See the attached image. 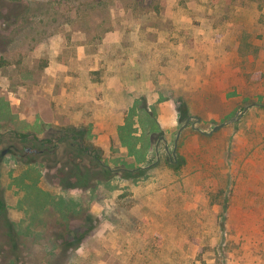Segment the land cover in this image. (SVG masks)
<instances>
[{
    "label": "rangeland",
    "instance_id": "1",
    "mask_svg": "<svg viewBox=\"0 0 264 264\" xmlns=\"http://www.w3.org/2000/svg\"><path fill=\"white\" fill-rule=\"evenodd\" d=\"M0 150V264H264V0H0Z\"/></svg>",
    "mask_w": 264,
    "mask_h": 264
},
{
    "label": "trees",
    "instance_id": "2",
    "mask_svg": "<svg viewBox=\"0 0 264 264\" xmlns=\"http://www.w3.org/2000/svg\"><path fill=\"white\" fill-rule=\"evenodd\" d=\"M15 135L18 136L21 139H26L28 137V134L26 133H18L15 132ZM33 140H35V142L40 146V147H44L45 145H49V146H57V141L52 140L51 138H46V139H38L36 136L32 137ZM59 140H61V138L59 137ZM80 148V146H79ZM82 150H87L88 146H86L84 149L81 147ZM14 156V158H16L17 160V155L16 154H12ZM5 157L4 151L0 150V159H3ZM96 159V158H95ZM107 172H109L108 169H105ZM78 172V174H77ZM75 172L73 175L69 174V175H65L63 178V187L64 188H73V187H86V185H88L89 180L91 179L90 177V172H88L87 170L82 171L81 169H78V171ZM76 179V182H72L73 179ZM72 179V181H71ZM88 187H90V185H88ZM36 191H38V194H45L47 196V192L37 188ZM36 201L39 200L38 197L35 198ZM40 201V200H39ZM42 202H46L45 199L42 200ZM62 202L64 203L63 199L61 197H59V204H62ZM62 210V209H61ZM63 211V210H62ZM65 211V210H64ZM0 226L4 229V234L6 236V243L10 248V251L13 255H15L17 253V247H18V241H17V236H18V230H17V226L15 224V222H13L12 220H9V218L7 217V206L3 200V196H2V190L0 188ZM82 234H80L79 236H76L74 238V240L71 242H69L68 239H64L63 242L61 243V245H59L60 248V252H58L56 255V257L54 258L53 255V261L55 260L58 261V259L65 253V251L67 250L68 247H70V245H76L81 239H82ZM61 238V236H60ZM57 239H59V237H54L52 238L51 242H52V246H57ZM17 250V251H16ZM15 253V254H14ZM17 256V254H16ZM13 262H11L10 264H12Z\"/></svg>",
    "mask_w": 264,
    "mask_h": 264
},
{
    "label": "water",
    "instance_id": "3",
    "mask_svg": "<svg viewBox=\"0 0 264 264\" xmlns=\"http://www.w3.org/2000/svg\"><path fill=\"white\" fill-rule=\"evenodd\" d=\"M197 120H199V119H197ZM219 126H220V125H216V126H214V127H213V130L217 129Z\"/></svg>",
    "mask_w": 264,
    "mask_h": 264
},
{
    "label": "flooded vegetation",
    "instance_id": "4",
    "mask_svg": "<svg viewBox=\"0 0 264 264\" xmlns=\"http://www.w3.org/2000/svg\"><path fill=\"white\" fill-rule=\"evenodd\" d=\"M26 186H28V185L26 184Z\"/></svg>",
    "mask_w": 264,
    "mask_h": 264
}]
</instances>
